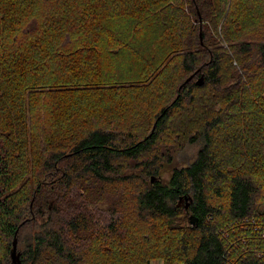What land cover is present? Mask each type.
<instances>
[{
	"label": "trees",
	"instance_id": "1",
	"mask_svg": "<svg viewBox=\"0 0 264 264\" xmlns=\"http://www.w3.org/2000/svg\"><path fill=\"white\" fill-rule=\"evenodd\" d=\"M263 188L264 0H0V264H264Z\"/></svg>",
	"mask_w": 264,
	"mask_h": 264
},
{
	"label": "rangeland",
	"instance_id": "2",
	"mask_svg": "<svg viewBox=\"0 0 264 264\" xmlns=\"http://www.w3.org/2000/svg\"><path fill=\"white\" fill-rule=\"evenodd\" d=\"M193 149H195L194 146L187 147L185 152L182 151L178 155V158H186L187 156H189V153H192ZM179 162H181V161H179ZM149 179H150V177H149ZM151 180H152V178H151ZM184 205H185L184 201H181L180 205H178V207L180 208V214H179L178 218L176 220H174V224H173L174 227L176 225V227H178L179 229H184V228L190 227L189 216L191 215V213L187 209H185ZM121 252L123 253L122 260H126V257L124 254L128 255V253H129L128 249H123ZM162 263H163V260H158V261L152 260L151 261V264H162ZM173 264H180V262L177 260H174Z\"/></svg>",
	"mask_w": 264,
	"mask_h": 264
},
{
	"label": "water",
	"instance_id": "3",
	"mask_svg": "<svg viewBox=\"0 0 264 264\" xmlns=\"http://www.w3.org/2000/svg\"><path fill=\"white\" fill-rule=\"evenodd\" d=\"M191 77H192V76H189V77L186 79V81H188ZM197 82H198V84H201V82H202V78H199V79L197 80ZM183 199L185 200V205H184V207H185V209H188L189 204H190V202H191V197H190V196H184L183 198L180 197V199H179L178 202H177V205H180V202H181ZM196 221H197L196 217H195L194 215L191 214V215L189 216V224H191V225H196ZM10 258H11V263H12V264H21V261H20V253L17 251V238H16V236H14L13 241H12V247H11V250H10Z\"/></svg>",
	"mask_w": 264,
	"mask_h": 264
},
{
	"label": "built area",
	"instance_id": "4",
	"mask_svg": "<svg viewBox=\"0 0 264 264\" xmlns=\"http://www.w3.org/2000/svg\"><path fill=\"white\" fill-rule=\"evenodd\" d=\"M263 200H262V207H263V211H264V188H263V196H262ZM261 223H264V220L262 221H258ZM258 227H260L258 224L255 225L254 229L257 231ZM258 232V231H257ZM259 250V249H258ZM260 251V250H259ZM262 254V252H259L258 255ZM228 264H233L232 262H229Z\"/></svg>",
	"mask_w": 264,
	"mask_h": 264
}]
</instances>
